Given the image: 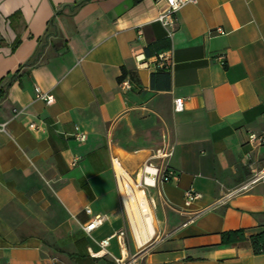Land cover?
Wrapping results in <instances>:
<instances>
[{
  "label": "crops",
  "instance_id": "1",
  "mask_svg": "<svg viewBox=\"0 0 264 264\" xmlns=\"http://www.w3.org/2000/svg\"><path fill=\"white\" fill-rule=\"evenodd\" d=\"M166 8L164 0H0V264H116L119 256L264 264L248 241L225 244L220 235L264 230V179L225 197L264 165V146L248 141L264 132V0L186 3L170 36L157 20ZM161 52L170 69L156 67ZM35 87L53 101L36 98ZM141 113L169 123L167 161L178 176L144 187L155 232L137 249L111 156L141 180L163 144L159 136L149 146L123 143L136 141L122 133ZM77 126L86 140L74 138ZM189 187L201 197L185 205ZM96 214L105 220L86 232ZM119 230L134 251L112 236Z\"/></svg>",
  "mask_w": 264,
  "mask_h": 264
},
{
  "label": "built area",
  "instance_id": "2",
  "mask_svg": "<svg viewBox=\"0 0 264 264\" xmlns=\"http://www.w3.org/2000/svg\"><path fill=\"white\" fill-rule=\"evenodd\" d=\"M167 4L166 10L160 12L157 17V20L161 22V24L166 28L168 36H170L173 32L175 26V12L189 2H195L196 0H164ZM216 32L222 33L223 29L221 27H217L215 29ZM218 60L223 64L224 63V56H218ZM154 62L157 68L159 69H170L173 62L171 55L168 52H161L154 55ZM121 88H126L130 86V81L126 77L120 82ZM35 96L36 98H40L44 100L47 104L53 101V96L49 93L41 91L38 87H35ZM183 106V98L177 97L174 99V108L176 110L181 109ZM21 110L13 109V113L11 117H16ZM6 122L0 123V131L5 129ZM30 128L38 129L39 127L34 123H29ZM74 138L78 141H84L87 138V134L80 130L77 126L74 132ZM248 141L251 142L253 145L257 146H264V132L261 133H249L248 134ZM173 147L169 144V142L163 141V144L155 149L153 154H151L143 163L141 167V180H133L131 174L127 172V170L123 167L122 162L120 159L112 155L111 156V166L115 177L117 179L119 190L121 193L122 201L124 204L120 182H130L132 180L134 185L138 188H141L144 191V187L146 186H155L157 181H168L172 178H176L178 173L169 166L167 159L172 154ZM76 158L72 161L74 163ZM158 161V163H155ZM264 179V165L260 166V168H256L253 170L251 176L246 179L245 181L241 182L231 190H229L225 197H231L235 194L247 191L251 188L253 184L258 182L259 180ZM201 197V193L195 190L192 187H189L184 190L183 198L184 204L189 205L192 201L199 199ZM125 207V205H124ZM87 212H90V209H86ZM105 220V216L101 214H96L92 217L90 222L83 226L86 232H90L93 228L100 225ZM192 219L190 218V221ZM112 236L116 237L118 244L123 248L125 246V231L119 230L115 232ZM110 237H107L99 242L100 246L104 248L109 241ZM105 252V251H104ZM116 264H136L135 259L133 257L124 258L123 256L113 257Z\"/></svg>",
  "mask_w": 264,
  "mask_h": 264
},
{
  "label": "bare ground",
  "instance_id": "3",
  "mask_svg": "<svg viewBox=\"0 0 264 264\" xmlns=\"http://www.w3.org/2000/svg\"><path fill=\"white\" fill-rule=\"evenodd\" d=\"M125 209L139 245H143L154 235V218L144 191L130 182H120Z\"/></svg>",
  "mask_w": 264,
  "mask_h": 264
},
{
  "label": "rangeland",
  "instance_id": "4",
  "mask_svg": "<svg viewBox=\"0 0 264 264\" xmlns=\"http://www.w3.org/2000/svg\"><path fill=\"white\" fill-rule=\"evenodd\" d=\"M148 116H149L148 113H141L140 116L135 117L134 120H131L134 122V125L131 122L124 124L125 127L122 133L124 138L128 139L130 136L131 137L134 136V138L136 137L135 142H123L124 144H126L130 148L137 147V146H149L154 143L152 142V140L156 139L157 136L160 137V140L162 142L163 141L170 142L171 129H170L169 123L167 122L161 125L159 121L154 120ZM130 124H132L133 131H131ZM116 137H117V134H116ZM112 143H118V142H112ZM129 181L132 185H134L132 180H129ZM150 240L144 243L143 245H138L137 249H141L143 248V246H146L150 242ZM133 244L134 243L130 235L128 234V236L125 238V246L128 252L134 251ZM134 253L135 252H132V254ZM132 254L129 253V255H132Z\"/></svg>",
  "mask_w": 264,
  "mask_h": 264
},
{
  "label": "trees",
  "instance_id": "5",
  "mask_svg": "<svg viewBox=\"0 0 264 264\" xmlns=\"http://www.w3.org/2000/svg\"><path fill=\"white\" fill-rule=\"evenodd\" d=\"M17 13L13 14V16ZM18 43V40L15 41L14 46ZM33 62V59H30L26 64ZM125 75L123 70L122 76ZM121 77L119 79H121ZM221 242L225 244H235L237 242L248 241L254 253H264V230L246 235L243 229L227 230L221 232Z\"/></svg>",
  "mask_w": 264,
  "mask_h": 264
}]
</instances>
